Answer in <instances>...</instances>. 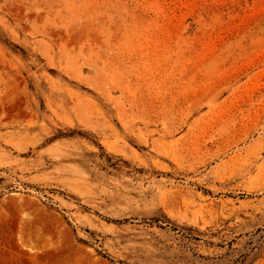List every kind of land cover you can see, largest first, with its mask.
I'll list each match as a JSON object with an SVG mask.
<instances>
[{
    "label": "rangeland",
    "instance_id": "374dc122",
    "mask_svg": "<svg viewBox=\"0 0 264 264\" xmlns=\"http://www.w3.org/2000/svg\"><path fill=\"white\" fill-rule=\"evenodd\" d=\"M0 264H264V0H0Z\"/></svg>",
    "mask_w": 264,
    "mask_h": 264
}]
</instances>
